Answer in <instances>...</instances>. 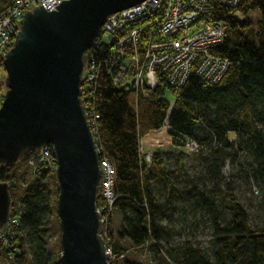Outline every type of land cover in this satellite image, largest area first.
<instances>
[{
    "label": "trees",
    "instance_id": "obj_1",
    "mask_svg": "<svg viewBox=\"0 0 264 264\" xmlns=\"http://www.w3.org/2000/svg\"><path fill=\"white\" fill-rule=\"evenodd\" d=\"M236 9L243 20L232 15L234 9L216 5V19L227 28L224 42L210 53L229 59L216 84L190 76L183 86L170 85L158 74L159 84L143 95L117 87L102 65L94 86L83 89V105L99 116L102 155L116 169V202L104 239L114 255L124 254L119 264H145L139 258L145 252L152 255L149 264H264V222L250 223L233 180L222 173L226 162L249 155L241 172L260 185L264 213V0H241ZM252 11H258L255 21L249 18ZM107 54L97 52L100 59ZM3 96L0 89V107ZM164 128L176 152L142 148L145 136ZM188 140L199 144L196 152L185 150ZM37 152L21 156L22 166L20 160L0 165V181L11 185L12 216L18 218L13 238H0V264H62V251L49 247L58 231L62 248L57 161L31 164ZM168 154L177 157L175 167L166 164ZM190 155L196 157L194 174L183 168ZM27 170L30 178L22 185L19 179ZM190 211L209 219L206 247L185 230ZM117 213L120 226L114 223Z\"/></svg>",
    "mask_w": 264,
    "mask_h": 264
},
{
    "label": "water",
    "instance_id": "obj_2",
    "mask_svg": "<svg viewBox=\"0 0 264 264\" xmlns=\"http://www.w3.org/2000/svg\"><path fill=\"white\" fill-rule=\"evenodd\" d=\"M143 0H62L27 11L5 54L0 165L52 145L62 264H110L98 212L102 170L82 98L87 51L107 16ZM11 185L0 181V229L11 216Z\"/></svg>",
    "mask_w": 264,
    "mask_h": 264
},
{
    "label": "built area",
    "instance_id": "obj_3",
    "mask_svg": "<svg viewBox=\"0 0 264 264\" xmlns=\"http://www.w3.org/2000/svg\"><path fill=\"white\" fill-rule=\"evenodd\" d=\"M60 3L62 0L0 2V89L4 94L7 90L5 54L20 31V20L34 7L36 9L43 5L45 10L52 11ZM240 3L241 0H143L107 16L95 43L86 53L82 92L94 86L102 65L110 72L112 82L117 87L132 89L143 95L159 84L158 74L163 75L170 85L183 86L190 76L216 84L229 68L227 57L210 53L212 48L224 42L226 36V24L216 19V5L234 9L232 15L243 20L242 13L236 9ZM98 50L107 51L108 54L100 59ZM85 95L86 98L90 96L89 93ZM86 114L102 170L98 199L102 234L104 238H109L107 226L116 202V192L113 190L116 169L114 163L102 155L104 148L97 127L99 116L91 107L86 109ZM143 144L144 138L141 140L142 148ZM198 148L199 144L195 141L186 142V151L193 153ZM38 150L30 157L31 164L48 161L52 157L55 159L52 145ZM150 157L148 154V161ZM10 217L8 224L0 229V238L6 241L9 236L13 238V227L18 223V218L12 216V209ZM106 254L110 264H119L116 261L124 258V254L114 255L112 247L108 245Z\"/></svg>",
    "mask_w": 264,
    "mask_h": 264
},
{
    "label": "rangeland",
    "instance_id": "obj_4",
    "mask_svg": "<svg viewBox=\"0 0 264 264\" xmlns=\"http://www.w3.org/2000/svg\"><path fill=\"white\" fill-rule=\"evenodd\" d=\"M258 17V11H252L249 14V18L253 21L256 20ZM166 98L171 101L172 96L170 94H166ZM235 137L231 134V138ZM144 148L147 152H152L155 150H162V151H173L176 152L178 150L177 145H173L171 141V135L167 133L166 129L156 130L152 133H149L147 136L144 137ZM147 152H146V160H147ZM151 160V157H150ZM250 160V156L245 154L241 155L240 158L236 161H228L226 162V166L223 168L222 173L232 179L235 185L234 192L238 196L241 204L248 209L249 216H250V223L252 225L259 224L261 225L264 222V213L263 208L261 205L262 194L260 192V185L256 182L249 173L241 172L246 168V162ZM148 161V160H147ZM177 161V157L168 154L166 156V164L169 166L175 167ZM150 162V161H148ZM21 166L24 165L23 159L20 158ZM184 170L190 172L192 174L196 173L198 170L196 157L194 155H190L185 160ZM26 170V169H25ZM30 178V173L23 172L22 176L20 177V183L24 185L25 182H28ZM186 218L188 219V224L185 225V230H187L188 235L193 231L192 239L198 241L203 246H208L209 242L211 241V229L209 219L204 214H193L189 212L185 213ZM120 214H116L114 218L115 226H120ZM192 222L197 224V227L192 226ZM192 230V231H191ZM191 231V232H190ZM61 236V234H60ZM58 231L52 233L51 238L49 240V247L52 251L59 254L62 251V248L59 247L58 242ZM61 246V241H60ZM151 253H142L139 257L140 261L145 264H149L151 262ZM3 263V261L0 260Z\"/></svg>",
    "mask_w": 264,
    "mask_h": 264
},
{
    "label": "bare ground",
    "instance_id": "obj_5",
    "mask_svg": "<svg viewBox=\"0 0 264 264\" xmlns=\"http://www.w3.org/2000/svg\"><path fill=\"white\" fill-rule=\"evenodd\" d=\"M101 183V182H100ZM99 189H100V186H99Z\"/></svg>",
    "mask_w": 264,
    "mask_h": 264
}]
</instances>
